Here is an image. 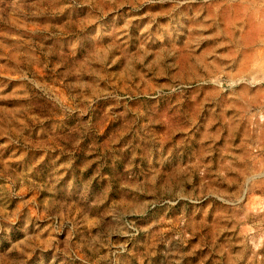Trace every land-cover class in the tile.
I'll return each instance as SVG.
<instances>
[{"label": "rangeland", "instance_id": "374dc122", "mask_svg": "<svg viewBox=\"0 0 264 264\" xmlns=\"http://www.w3.org/2000/svg\"><path fill=\"white\" fill-rule=\"evenodd\" d=\"M0 264H264V0H0Z\"/></svg>", "mask_w": 264, "mask_h": 264}]
</instances>
